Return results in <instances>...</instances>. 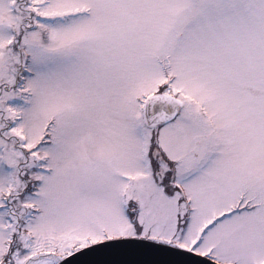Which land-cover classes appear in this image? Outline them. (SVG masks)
Returning <instances> with one entry per match:
<instances>
[{
  "label": "snow or ice",
  "instance_id": "obj_1",
  "mask_svg": "<svg viewBox=\"0 0 264 264\" xmlns=\"http://www.w3.org/2000/svg\"><path fill=\"white\" fill-rule=\"evenodd\" d=\"M0 264H264V0H0Z\"/></svg>",
  "mask_w": 264,
  "mask_h": 264
}]
</instances>
